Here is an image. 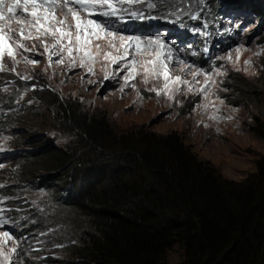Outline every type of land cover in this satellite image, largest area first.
<instances>
[{
	"label": "rangeland",
	"instance_id": "374dc122",
	"mask_svg": "<svg viewBox=\"0 0 264 264\" xmlns=\"http://www.w3.org/2000/svg\"><path fill=\"white\" fill-rule=\"evenodd\" d=\"M177 1H169L175 3L177 21L165 29L159 26L161 20L143 13L140 1L113 0L119 10L107 16L90 14L109 9L89 0L82 5L76 0H30L27 5L24 0L18 5L4 0L0 5L5 17L0 20V36L13 52L9 56L4 48L0 54V264H72L76 254L74 240H67L71 228L63 221L68 213L62 206H51L50 190L37 186L38 176H45L47 170L20 175L27 170L20 152L29 147L31 138L62 147L63 135L52 124V96L104 116L117 132L177 133L191 153L223 179L243 180L253 171V161L264 157V145L247 131L251 107L237 100L231 89L233 79L254 84L264 62V40L257 23L242 14L247 3L221 0L228 7L223 9L217 7L218 1L209 0L215 11L222 12L202 4L198 13L196 0ZM259 1L264 9V0ZM8 7H14V13ZM45 9L50 21L45 27L71 30V45L67 38L57 43L58 33H38L40 26L31 13L37 11L43 23ZM72 11L82 27L95 20L112 35L96 29L99 38L78 45ZM133 12L145 16H123ZM117 14L131 24L125 25ZM187 17L198 26L188 25ZM60 20L65 24L60 25ZM140 23L145 29L131 26ZM121 36L136 39L121 41ZM181 256L175 246L165 261L177 264Z\"/></svg>",
	"mask_w": 264,
	"mask_h": 264
},
{
	"label": "trees",
	"instance_id": "16d2710c",
	"mask_svg": "<svg viewBox=\"0 0 264 264\" xmlns=\"http://www.w3.org/2000/svg\"><path fill=\"white\" fill-rule=\"evenodd\" d=\"M139 1L143 13L161 20L162 29L176 23L170 0ZM210 1L228 8L225 1ZM210 1L196 0L195 11L201 13L205 4L222 12ZM241 1L247 3L243 17L257 23L264 40L263 3ZM117 16L129 22L123 16L132 14ZM131 26L145 29L142 23ZM233 81L237 100L253 114L247 131L264 145V62L254 84ZM52 99V124L63 135L62 147L31 138L20 152L27 169L20 175L47 170L36 183L50 190L51 206L68 213L67 240L77 248L72 264H168L166 253L175 246L182 252L177 264H264V157L253 161L243 180L223 179L177 133L117 132L104 116Z\"/></svg>",
	"mask_w": 264,
	"mask_h": 264
},
{
	"label": "snow or ice",
	"instance_id": "6c2138e0",
	"mask_svg": "<svg viewBox=\"0 0 264 264\" xmlns=\"http://www.w3.org/2000/svg\"><path fill=\"white\" fill-rule=\"evenodd\" d=\"M29 2H30V0H24L25 5H27ZM53 2H55V0H53ZM118 2L124 3L125 0H118ZM127 2L129 4H132L134 2H138V0H127ZM3 3H4V0H0V5H3ZM15 3L18 5L20 3V0H15ZM32 3H36V0H32ZM76 3L82 5L84 3V0H76ZM89 3L91 5L99 6L100 8H103L105 5H107V7L109 9V11H99V12L90 13V14L106 15L107 16V15H115L116 12L118 11V9L113 4V0H89ZM14 11H15L14 7H8L9 13H14ZM70 11H71V9H70ZM25 12H27V8H25ZM31 15L36 18L35 23L40 26L37 28V31L40 35L58 33L60 36V40H58L57 43H61L65 38H67L68 44L71 45V42H72L71 30L63 31L60 27H54V29H49L48 27H45V25L50 23L47 9H45V15L43 17V23L41 22V18L38 15L37 11H35V10L32 11ZM51 15H52V19L54 21L55 20V10L54 9L52 10ZM132 15L136 16V13L133 12ZM72 16H73V20L76 21V23H75V28H76L75 39H76V43L78 45L81 43L82 40H83V43L85 45L90 44L93 36H96L97 38H99V32H106L107 35H112L111 31H107L104 27H101L99 25V23L95 20L89 19L87 21V26L82 27V23L79 22L78 17H77V13L75 11H72ZM4 19H5V17H4L3 12H0V20H4ZM17 19L19 20V17ZM193 19H195V17H193ZM58 23L60 25H64L65 21L60 20V21H58ZM41 28H43V31H40ZM96 29H99V32L96 31ZM21 37H23V30H21ZM119 39L121 41H124L125 39L131 41V40H134L136 38L135 37L125 38V37L121 36ZM3 41H4V37L0 36V54H2L4 48H7L8 55L12 56L13 52H12L11 47H9L6 44H3L2 43ZM61 47L63 48V45H61ZM45 49L47 50V45H45ZM125 50L127 51V49H125ZM68 51H69V54H71L72 48L69 47ZM57 62L62 63V60L57 61ZM245 63H247V61ZM105 78L107 79V77H105ZM165 79L167 80V76H165ZM176 80L179 81V77H176ZM157 94H159V93H157ZM222 102L223 101H221V103ZM4 235L7 237L8 233L5 232Z\"/></svg>",
	"mask_w": 264,
	"mask_h": 264
}]
</instances>
